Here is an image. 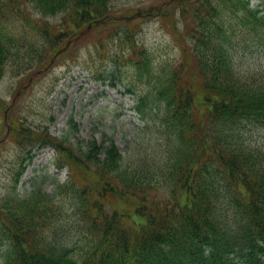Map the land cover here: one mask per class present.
I'll return each instance as SVG.
<instances>
[{
  "label": "trees",
  "instance_id": "16d2710c",
  "mask_svg": "<svg viewBox=\"0 0 264 264\" xmlns=\"http://www.w3.org/2000/svg\"><path fill=\"white\" fill-rule=\"evenodd\" d=\"M116 1L0 0V81L10 71L19 90L53 57L67 71L83 63L134 97L150 135L140 142H157L125 156L113 141L57 137L10 116L15 102L0 97L2 139L16 153L0 264H264V148L249 133L264 128V71L241 69L248 50L264 51V0H173L129 19L118 16L138 9L114 13ZM149 17L175 56L138 42ZM45 146L65 180L43 192L36 176L18 194Z\"/></svg>",
  "mask_w": 264,
  "mask_h": 264
},
{
  "label": "rangeland",
  "instance_id": "374dc122",
  "mask_svg": "<svg viewBox=\"0 0 264 264\" xmlns=\"http://www.w3.org/2000/svg\"><path fill=\"white\" fill-rule=\"evenodd\" d=\"M162 1L164 0H118L114 3V13L133 8L147 10ZM251 3L254 6L257 1ZM141 24L142 29L137 34L140 44L154 46L157 53L175 56L177 50L171 36L160 27L157 17L146 18ZM82 46L83 43L79 44V47ZM85 51L86 46L83 48L84 54ZM244 56L246 59L241 60V69L264 71V51L248 50ZM85 59L87 55L82 56L80 61L84 62ZM65 60L66 58L62 59ZM59 62L41 68L26 86L23 85L28 81V73L21 76L23 87L19 90L17 77L8 72L0 81V97L8 104L12 100L15 102L14 107L9 110L10 116L24 119L33 127L46 125L57 137L66 135L70 140L94 141L97 144L113 141L125 156L132 151L138 152L146 143L149 145V152L157 148V142H140L143 137L148 138L150 135L145 133L138 115L131 109L134 97L119 85L111 86L94 81L83 63L74 65L67 71L68 60L64 64ZM22 88L25 92L18 93ZM16 93L18 94L15 95ZM3 121V115L0 114V197L8 190L16 162L15 148L2 139L5 133ZM249 133H252L256 141L252 144H260L258 146L262 145L264 148V128H249ZM32 156L17 186L16 191L20 195L30 191V182L36 176L38 178L35 184L43 192L52 189L53 179L62 182L66 178V169L57 170L53 165L54 153L51 147L41 148Z\"/></svg>",
  "mask_w": 264,
  "mask_h": 264
}]
</instances>
